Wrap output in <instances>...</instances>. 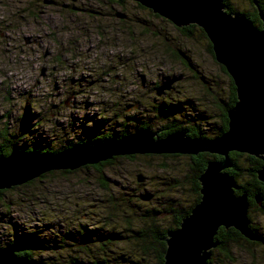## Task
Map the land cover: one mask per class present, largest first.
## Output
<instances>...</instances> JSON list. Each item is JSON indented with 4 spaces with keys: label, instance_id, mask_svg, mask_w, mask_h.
<instances>
[{
    "label": "rangeland",
    "instance_id": "obj_1",
    "mask_svg": "<svg viewBox=\"0 0 264 264\" xmlns=\"http://www.w3.org/2000/svg\"><path fill=\"white\" fill-rule=\"evenodd\" d=\"M231 3L240 12L252 10L247 0ZM135 4L130 0L122 10L107 0H0V143L4 136L19 142L26 135L19 144L57 149L86 138L101 121L102 131L118 133L127 115L136 113L157 132L174 119L204 117L205 126L219 124L218 104L229 103L231 78L209 54L208 38L196 30L188 39L171 22ZM118 12L126 15L124 22ZM172 78L180 79L157 96L155 88ZM178 104L181 109L168 118L160 114L162 106ZM139 157H121L102 172L53 171L32 184L0 191V247L36 232L51 250L43 253L37 245L35 260L69 264L71 257L81 256L72 245L83 240L80 233L96 238L100 234L94 229L104 228L106 234L131 236L124 230L148 228L143 216L151 208L168 200L192 204L189 158ZM251 217L264 234V215L256 211ZM166 224L164 218L159 222ZM131 243L110 244L108 258H140ZM233 258L232 264H264V246L244 244L234 249ZM82 259L79 264H90ZM148 261L156 264L154 256Z\"/></svg>",
    "mask_w": 264,
    "mask_h": 264
},
{
    "label": "water",
    "instance_id": "obj_2",
    "mask_svg": "<svg viewBox=\"0 0 264 264\" xmlns=\"http://www.w3.org/2000/svg\"><path fill=\"white\" fill-rule=\"evenodd\" d=\"M133 1L178 29L195 25L204 31L215 61L225 68L236 88L237 102L227 111L228 130L212 139L188 138L184 132L161 139L147 128L100 146L78 144L48 156L13 149L7 157L0 158V191L53 171H75L115 157L201 153L222 157L221 161L208 162L199 178L200 202L164 240V264H209L218 247L215 237L221 228H233L249 241L258 240L250 228L248 195L236 194L240 186L226 170L231 167L232 152L258 158L263 166L257 176L264 183V12L258 9L262 23L259 28L245 16L228 13L223 0ZM116 16L126 18L121 12ZM176 81L161 84L156 95L161 97ZM138 180L144 182L145 178L140 176ZM21 251L13 245L0 247V264H38L18 256Z\"/></svg>",
    "mask_w": 264,
    "mask_h": 264
},
{
    "label": "trees",
    "instance_id": "obj_3",
    "mask_svg": "<svg viewBox=\"0 0 264 264\" xmlns=\"http://www.w3.org/2000/svg\"><path fill=\"white\" fill-rule=\"evenodd\" d=\"M91 1H98V0H91ZM130 0H107V2L112 6H117L120 9H125L127 2ZM225 6L227 7V12L230 14H239L242 16H245L248 18L256 27H261V21L258 14V9L264 12V0H247L251 11H239L235 7H233L231 0H223ZM139 9L150 11L144 7H142L139 4H135ZM109 6V5H108ZM151 12V11H150ZM119 13V12H118ZM152 13V12H151ZM124 14V13H123ZM153 14V13H152ZM156 18L159 16L155 15ZM154 16V17H155ZM32 17L36 19L35 14H32ZM121 22H124V19H120ZM198 30L200 34L207 40V36L204 33L202 29L195 25H191L182 29H178V31L184 35L188 39H192L194 36V32ZM208 41V52L214 58L212 45ZM179 54V53H178ZM180 57H183V54H180ZM188 64V63H187ZM224 73L227 74L225 68L221 66ZM177 79L179 82L180 78H172ZM171 80V79H169ZM231 80V97L229 103L227 102L226 105H223L222 103L218 104V107L221 111L220 113V122L217 124L215 121L214 123H211L210 126L203 124L202 122L207 124L208 118H186L184 120V123H181V121L174 119L166 123L165 126L162 127V130L157 132L152 128L148 122L142 121L139 119V114L136 113L133 116L127 115L124 122L122 123V130L118 133H112L110 131H105L101 128H99L101 125H103V122L101 121L97 128L93 130L91 133H86V138L77 137V141H71L67 142L66 145L58 147L57 149H54L53 146L47 144L43 146V144L33 142L31 145H28L26 142L22 145L19 144L20 141H23V139L26 138V135L20 140L19 142L16 141V136H11L12 139H6L5 136L3 137V143H0V158L7 157L13 149H19L20 151L24 153H31L35 152L38 155H53L57 154L63 150L69 149L71 147H74L78 144H85L90 143L92 146H100L108 141L111 140H119L123 138L126 135H130L135 131L141 130V129H150L152 132H157L158 136L163 139L167 136L176 133V132H184L186 133V136L188 138H201V139H212L221 136L228 130V117H227V111L236 104L237 98H236V88L234 86V83ZM156 91V90H155ZM156 93V92H155ZM167 93V92H166ZM164 93V95L166 94ZM181 104L177 105V108L169 107L164 108L162 106V110H160V114H162L165 118H168V115L170 113H173V111H179L181 109ZM215 117V116H212ZM133 126V130L131 131V127ZM87 127V126H85ZM102 127V126H101ZM129 128V129H128ZM35 129V128H34ZM178 157H187L192 161V171L193 173V181H192V196L194 197L192 200V204L183 206L182 204H179L178 202H172L168 200L166 206L163 205V207L160 208H151L150 210L146 211L143 216L145 219H147L148 222H150V225L148 224V228H142L141 230L134 231L132 227H129L124 230V233H132L131 236H123L120 233H105L104 228H98L99 225H105L99 224L95 226L98 229H94L93 234H100V237H92V238H84L85 234H81L83 237L82 241H78L74 245L78 250L80 255L83 257L82 263H84V259H89L90 264H149L150 261H148L149 257L154 256L156 260V264H164V254L166 251V243L165 239L167 237L168 232L176 230L179 228L180 224L182 223L183 219L190 215L193 208L200 202L201 200V194H200V183L199 178L200 176L205 172L208 162L210 161H221L223 160L222 157L211 155L208 153H201L198 156H181V155H161V156H155V155H143L141 158H148V159H157V158H178ZM125 158V157H124ZM128 159H137L140 158L139 156H129L126 157ZM122 159L121 157H115L112 160H108L106 162H102L96 166H87L82 169L89 170L90 168L95 169L97 171L102 172L105 167L111 166L114 164L115 161ZM229 161L231 163V167L226 170L227 173H229L238 183L240 186V190L236 192L237 195H242L244 192L248 195V201L250 204L249 208V219H250V228L257 236V241H249L245 239L238 231L231 228L226 230L225 228H221L218 231L217 236L215 237V241L218 243V247L213 251L212 259L210 260L209 264H232L235 262L233 258V251L234 249H241L244 246V244L250 246V247H263L264 246V234L261 233L260 229L261 226L257 224L253 217H251V214L253 212H260V214L264 215V183L260 182L258 180L257 173L263 166V162L255 157L246 155V154H240L236 152H232L229 154ZM52 173V172H51ZM49 173V174H51ZM64 174H70L71 171H63ZM44 175L41 176L44 177ZM104 181L107 183V180L104 178ZM34 182L31 181L28 184H32ZM105 186L106 184L103 183ZM148 195V194H147ZM152 200L153 195H148ZM141 200V198L139 197ZM151 200V201H152ZM129 207H134L132 204H129ZM162 209L163 211H161ZM163 214H167L169 218L163 217ZM162 218L166 219L167 224L162 227L159 225V222L162 221ZM110 221V219L108 220ZM108 224V223H107ZM131 238V239H129ZM65 239V238H64ZM119 240H126L127 242L132 241L133 245L131 246L135 250V254L140 255V258H137L136 260H131L129 258H126L125 256H122L120 259H112L110 260L107 256L110 251H108V247L110 244L115 243ZM46 240H43L41 236L36 233H24L21 235V238L16 239L15 241H11L8 245L17 246L20 249H22L21 252L18 253V256L20 257H26L32 261L37 262L38 264H56L53 262L52 259H40L35 260L34 255L32 254V250L36 248L37 245L40 244L42 248L43 253H47L51 250V246L45 244ZM60 247H62V241H60V244L58 241H55L54 244H56ZM131 243V244H132ZM96 251V253H95ZM94 252V253H93ZM215 252V253H214ZM102 253L103 255H106V257H103L100 255ZM93 254V256H91ZM217 254V255H216ZM71 257L69 260V264H79L80 263V257Z\"/></svg>",
    "mask_w": 264,
    "mask_h": 264
},
{
    "label": "flooded vegetation",
    "instance_id": "obj_4",
    "mask_svg": "<svg viewBox=\"0 0 264 264\" xmlns=\"http://www.w3.org/2000/svg\"><path fill=\"white\" fill-rule=\"evenodd\" d=\"M125 16H126V15H125ZM165 82H166V81H165ZM156 89H157V88H155V90H156ZM163 95H164V94H163ZM163 95H162V96H163ZM135 132H136V131H135ZM133 133H134V132H133Z\"/></svg>",
    "mask_w": 264,
    "mask_h": 264
},
{
    "label": "bare ground",
    "instance_id": "obj_5",
    "mask_svg": "<svg viewBox=\"0 0 264 264\" xmlns=\"http://www.w3.org/2000/svg\"><path fill=\"white\" fill-rule=\"evenodd\" d=\"M140 156V155H139ZM143 156V155H142Z\"/></svg>",
    "mask_w": 264,
    "mask_h": 264
}]
</instances>
